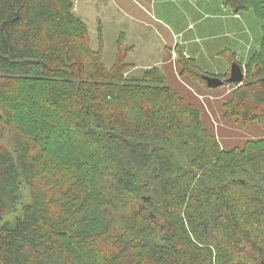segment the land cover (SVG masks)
Instances as JSON below:
<instances>
[{"label": "trees", "instance_id": "trees-1", "mask_svg": "<svg viewBox=\"0 0 264 264\" xmlns=\"http://www.w3.org/2000/svg\"><path fill=\"white\" fill-rule=\"evenodd\" d=\"M220 1L264 16V0ZM72 8L0 0V124L20 143L15 157L0 146V219L21 176L48 188L0 224V264H264V142L220 150L159 70L126 80L119 55L107 69ZM247 68L224 116L264 128V40ZM123 195L141 215L130 227Z\"/></svg>", "mask_w": 264, "mask_h": 264}, {"label": "rangeland", "instance_id": "rangeland-1", "mask_svg": "<svg viewBox=\"0 0 264 264\" xmlns=\"http://www.w3.org/2000/svg\"><path fill=\"white\" fill-rule=\"evenodd\" d=\"M71 1L73 14L86 25L93 51L98 50L101 39L102 59L107 69L114 66L119 55L125 65L126 80L140 79L151 68L159 70L167 85L198 110L203 127L220 150L232 151L264 142V128L260 124L242 126L224 116V103L235 87L224 84L208 88L183 73L181 65L183 59L189 58L201 74L225 76L230 68L226 58L230 57L241 65L244 75L249 73L248 64L259 55L264 40V16L255 4L245 12L234 14L220 0ZM0 132V146L15 157L20 143L4 124H0ZM180 160L183 161L182 157ZM47 190L45 186L32 190L21 176L0 224H14L26 205L43 204ZM126 199L123 195L125 209L121 210V216L129 219H125V227H130L141 215L128 209ZM139 203L143 205V200ZM100 248L102 244L97 247L96 255L104 252ZM102 260L100 254L87 264H102ZM62 263L60 257L51 262Z\"/></svg>", "mask_w": 264, "mask_h": 264}, {"label": "water", "instance_id": "water-1", "mask_svg": "<svg viewBox=\"0 0 264 264\" xmlns=\"http://www.w3.org/2000/svg\"><path fill=\"white\" fill-rule=\"evenodd\" d=\"M206 86L208 88H218L224 84H242L245 79L244 71L237 62H232L229 68V76L225 79H221L217 76L202 75Z\"/></svg>", "mask_w": 264, "mask_h": 264}]
</instances>
